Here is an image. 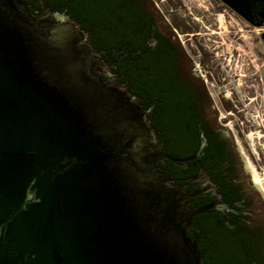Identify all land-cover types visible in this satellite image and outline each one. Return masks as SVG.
<instances>
[{
  "label": "water",
  "instance_id": "obj_1",
  "mask_svg": "<svg viewBox=\"0 0 264 264\" xmlns=\"http://www.w3.org/2000/svg\"><path fill=\"white\" fill-rule=\"evenodd\" d=\"M221 1L264 25V0ZM48 15L0 0V264H207L154 176L146 111L95 74L75 21Z\"/></svg>",
  "mask_w": 264,
  "mask_h": 264
},
{
  "label": "flooded vegetation",
  "instance_id": "obj_2",
  "mask_svg": "<svg viewBox=\"0 0 264 264\" xmlns=\"http://www.w3.org/2000/svg\"><path fill=\"white\" fill-rule=\"evenodd\" d=\"M22 1L75 21L95 74L159 122L187 238L198 228L227 264H264V25L221 0Z\"/></svg>",
  "mask_w": 264,
  "mask_h": 264
},
{
  "label": "trees",
  "instance_id": "obj_3",
  "mask_svg": "<svg viewBox=\"0 0 264 264\" xmlns=\"http://www.w3.org/2000/svg\"><path fill=\"white\" fill-rule=\"evenodd\" d=\"M93 63H94V60H93ZM96 68L97 66H93L94 70ZM150 121L152 122L153 128L158 133L160 129L159 122L153 119H150ZM166 140H167V137H164L163 141H160V142L157 141L156 143L149 141V145H153L154 147H157L158 151H156V154L161 156V157H154V156L151 157V163L154 169V176L157 178V181L163 187L169 189V187L171 186L168 184L167 180H169L170 172H172L173 169L170 165L163 164V161L165 159L162 157V154H163L162 152L167 153L170 151V146ZM160 170H163L165 174L157 173ZM176 199H178V197H176ZM192 237L194 239H197L198 248L201 253H204L205 262L207 264H227L223 258L221 247L209 245L205 234L201 232L198 228L193 232Z\"/></svg>",
  "mask_w": 264,
  "mask_h": 264
},
{
  "label": "rangeland",
  "instance_id": "obj_4",
  "mask_svg": "<svg viewBox=\"0 0 264 264\" xmlns=\"http://www.w3.org/2000/svg\"><path fill=\"white\" fill-rule=\"evenodd\" d=\"M185 1H187V2H189V3H194V2L200 3L201 0H185ZM56 14H58V13H56ZM58 15H59V14H58ZM231 15H232V14H231ZM257 29H258V28H255V29H254V28H249V27L246 26V25H239V24H238L236 31H237V30H241L242 33H244L245 35H247V34H251V33L254 32V31H258ZM245 39H246V42H247L248 37L245 36ZM230 43H231V42H230ZM232 44L234 45L235 43L232 42ZM238 47H241V46H238Z\"/></svg>",
  "mask_w": 264,
  "mask_h": 264
}]
</instances>
